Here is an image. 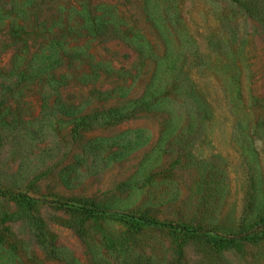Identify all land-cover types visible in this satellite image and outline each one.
<instances>
[{"label": "rangeland", "instance_id": "obj_1", "mask_svg": "<svg viewBox=\"0 0 264 264\" xmlns=\"http://www.w3.org/2000/svg\"><path fill=\"white\" fill-rule=\"evenodd\" d=\"M0 264H264V0H0Z\"/></svg>", "mask_w": 264, "mask_h": 264}, {"label": "trees", "instance_id": "obj_2", "mask_svg": "<svg viewBox=\"0 0 264 264\" xmlns=\"http://www.w3.org/2000/svg\"><path fill=\"white\" fill-rule=\"evenodd\" d=\"M19 197L23 198V195H19ZM75 208H77L78 210L84 212V213H89V214H96L102 211V209H100L99 207L93 205L91 202L88 201H82L81 203H77L75 205H73ZM128 219L131 220H136L138 221L140 224L144 225V226H152V227H156V228H170V229H179L181 231H192L189 230L185 227H181V226H177L171 223H166V222H159L156 220H152L143 216H136L134 214H128L125 215ZM245 237H238V236H231V237H225L224 240L228 241V242H234L240 239H243Z\"/></svg>", "mask_w": 264, "mask_h": 264}]
</instances>
